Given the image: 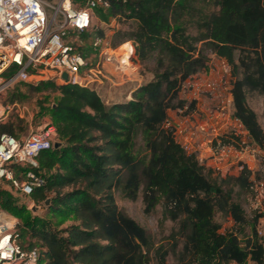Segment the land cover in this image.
Listing matches in <instances>:
<instances>
[{
	"label": "trees",
	"instance_id": "obj_1",
	"mask_svg": "<svg viewBox=\"0 0 264 264\" xmlns=\"http://www.w3.org/2000/svg\"><path fill=\"white\" fill-rule=\"evenodd\" d=\"M99 12L132 21L112 43L133 39L139 60L154 63L153 77L132 98L112 104L96 88L74 82L30 84L47 99L58 91L45 108L57 137L32 166L44 183L31 196L49 199L48 216L32 214L0 187V207L22 219V243L44 246L41 264H264L260 217L248 218L234 199L236 186L250 185V169L213 179L169 122L170 109H196L181 91L212 52L230 63L234 115L264 146V127L248 98L264 96V0H112L108 12ZM3 132L18 136L13 120L0 121ZM218 138L241 146L234 131ZM117 192L131 199L142 194L147 210L160 203L164 217L176 222L171 232L157 239L119 207ZM218 211L234 224L222 230ZM67 218L74 222L60 227Z\"/></svg>",
	"mask_w": 264,
	"mask_h": 264
},
{
	"label": "built area",
	"instance_id": "obj_2",
	"mask_svg": "<svg viewBox=\"0 0 264 264\" xmlns=\"http://www.w3.org/2000/svg\"><path fill=\"white\" fill-rule=\"evenodd\" d=\"M111 6L112 0H0V94L19 82L37 83L49 78L100 91L107 81H112L110 66L124 73L135 67L138 58L135 41L126 39L115 46L104 30L94 24L97 12H108ZM119 18V14H111L108 19L115 22ZM89 49L92 55L88 54ZM221 58L223 71L230 74V63ZM63 72H67L68 78L63 77ZM214 88V81L204 84V89ZM230 90L232 96V85ZM235 119L245 127L238 117ZM213 129L217 131L216 127ZM228 131L242 136L237 128L217 132L210 146L212 159L223 172L231 168L232 159L235 161L231 163L239 168L248 167L246 153L256 150L244 137L239 147L223 144L218 136ZM56 137V127L51 122L21 137L3 132L0 179L22 194H31L35 186L44 183V178L32 168L38 164L36 156L54 145ZM0 211L7 210L0 208ZM43 250L41 244L22 243L16 221L0 229V264H41Z\"/></svg>",
	"mask_w": 264,
	"mask_h": 264
},
{
	"label": "rangeland",
	"instance_id": "obj_3",
	"mask_svg": "<svg viewBox=\"0 0 264 264\" xmlns=\"http://www.w3.org/2000/svg\"><path fill=\"white\" fill-rule=\"evenodd\" d=\"M108 18L104 20L100 13L97 12L94 24L96 27L103 29L112 42L118 30H127L132 26V21L125 18L116 19L115 22ZM83 40L86 42V37ZM88 54H91L90 49ZM221 60L220 56L211 52L207 66L184 82L181 96L189 100L195 99L197 107L190 112L187 111V107L170 109L169 122L174 124L176 128L177 140L187 146L189 151L197 152L200 161L205 167V172L209 174L208 170L211 168L213 179L218 176H237L241 174L243 168H239L236 163H231L235 159L229 161L231 168L224 169V172L218 169L209 150L212 145V138L217 132L231 130V128H237L241 131V137H244L251 147L256 150H249L246 153V159L249 162L248 167H246L250 169V185L248 187L236 186L234 199L242 204L248 218L254 219L259 215V228L264 232V146L251 139L245 127H242L236 121L233 93L231 96L230 92L234 75L232 72L227 74L223 71ZM135 62L137 63L135 67L128 68L125 73L119 70L111 73L110 78L112 81H107L100 90L102 98L107 104L132 98L134 89L141 83L152 79L154 63H144L139 58ZM207 81H214L215 88L212 90L204 89V84ZM30 84L32 83L19 82L0 94V121L9 122L13 120L16 125V132L20 137L31 131L39 130L50 122L51 117L45 112V108L50 102L56 100L58 94L57 90L52 89L47 99L44 91H36ZM13 97H15L14 100ZM248 98L251 106L258 112L259 120L264 127V116L262 114L264 96L257 92H250ZM213 127H216L217 131ZM35 160L38 163V160ZM0 187L9 189L16 197V200L20 204L27 206L32 214L49 215V201H36L31 194L25 195L16 191L11 187L10 183L3 179H0ZM116 200L120 208L134 217L139 223L148 227L156 234L157 239H162L168 235L176 224L175 221L164 217L160 203L154 209L147 210L142 194L136 199H131L117 192ZM4 211L6 210L4 209ZM6 212L7 214L10 213ZM215 219L222 224V230L234 224V219L230 214L220 211L216 212ZM53 220L58 221L60 218L55 217ZM16 222L20 231L22 219L16 216ZM72 222H74L73 218H67L59 226L63 227ZM26 239H30L29 236ZM34 240L41 242L37 238ZM173 259L172 256H168L169 262L172 263ZM230 264L235 263L231 262ZM248 264L255 263L250 261Z\"/></svg>",
	"mask_w": 264,
	"mask_h": 264
},
{
	"label": "bare ground",
	"instance_id": "obj_4",
	"mask_svg": "<svg viewBox=\"0 0 264 264\" xmlns=\"http://www.w3.org/2000/svg\"><path fill=\"white\" fill-rule=\"evenodd\" d=\"M0 229H3L5 226H12L16 221V218L13 215L7 214V212L0 211Z\"/></svg>",
	"mask_w": 264,
	"mask_h": 264
},
{
	"label": "water",
	"instance_id": "obj_5",
	"mask_svg": "<svg viewBox=\"0 0 264 264\" xmlns=\"http://www.w3.org/2000/svg\"><path fill=\"white\" fill-rule=\"evenodd\" d=\"M63 77L68 78V74H67V72H63ZM56 144H57V143H56ZM48 201H49V199L46 200V202H48Z\"/></svg>",
	"mask_w": 264,
	"mask_h": 264
},
{
	"label": "crops",
	"instance_id": "obj_6",
	"mask_svg": "<svg viewBox=\"0 0 264 264\" xmlns=\"http://www.w3.org/2000/svg\"><path fill=\"white\" fill-rule=\"evenodd\" d=\"M110 70L112 71V72H116L117 70H115L114 68H112V66H110ZM209 150H210V147H209ZM14 216V215H13ZM15 218H16V216H14Z\"/></svg>",
	"mask_w": 264,
	"mask_h": 264
}]
</instances>
